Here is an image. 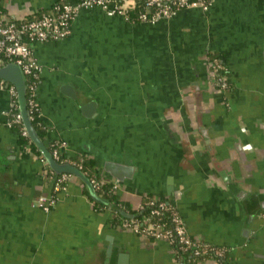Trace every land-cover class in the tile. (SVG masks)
Segmentation results:
<instances>
[{
	"label": "crops",
	"instance_id": "1",
	"mask_svg": "<svg viewBox=\"0 0 264 264\" xmlns=\"http://www.w3.org/2000/svg\"><path fill=\"white\" fill-rule=\"evenodd\" d=\"M55 0H0L19 18ZM227 65L218 91L208 52ZM43 143L70 157L130 167L115 192L136 207L147 194L174 203L190 234L224 258L179 259L170 244L111 225L77 177L54 205L46 161L9 124L0 87V264H264V0H212L155 22L81 7L70 34L35 41ZM249 144L245 148L243 145Z\"/></svg>",
	"mask_w": 264,
	"mask_h": 264
},
{
	"label": "built area",
	"instance_id": "2",
	"mask_svg": "<svg viewBox=\"0 0 264 264\" xmlns=\"http://www.w3.org/2000/svg\"><path fill=\"white\" fill-rule=\"evenodd\" d=\"M154 1L160 0H148L147 3L151 4ZM177 2L182 7L199 6L205 10L210 6L212 0H208L207 2H187L186 0H177ZM133 4L134 0H125L122 4V7H109L106 3V0H70L63 3L52 4L46 12H43L37 17L29 19H24V16L19 17L18 19H21L20 22L12 18H5L1 16L0 62H2V57H6L8 62H13L20 66L23 75L32 74L34 76H38L40 66L32 52V44L35 41H56L67 37L70 34L71 23L81 7H92L97 5L102 7L109 14H124L123 7ZM178 10L179 9H170L168 5H165L154 12V14L149 19L146 18V15L144 13H141L140 17L144 21L152 23L158 21L162 16L165 19L171 17ZM210 77L211 81L214 82V85L218 91L222 92L229 88V81H227V78L225 76L215 77L214 71L212 70L210 71ZM3 85L9 88L12 95V101L14 103L15 98L17 99V93L14 85L12 83L6 84L5 81L0 79V87H3ZM37 86L38 85L36 83H32L30 85V97L28 98L29 104L34 108H39L38 102L36 100ZM13 103L8 111L9 124L11 126L13 123L22 122L23 125L21 113L20 111L14 112V109L12 108ZM22 132L24 134H27L24 126ZM243 146L245 148L250 147L249 144H244ZM26 147L29 148L27 144ZM53 154L54 158L57 160L56 157H58V152L56 148L54 149ZM41 159L45 161L43 156L41 157ZM57 161L63 162V160ZM51 172L52 182L50 192L41 194L35 200V204L40 206L44 210H49L54 205L57 199V195L65 190L70 177L73 176L71 173L67 172L55 173L52 169ZM118 182L119 180L115 178L113 181L115 189ZM146 204L149 206L148 213L153 216L158 215L162 210L169 208L166 200L161 198L160 196L153 195V197L146 201ZM138 206L141 205L139 204ZM170 220L172 222V226L166 227L165 222L152 220L147 214L142 222H125L123 224V227L131 228L132 230L138 233L145 234L149 237H152L153 239L165 240L170 244V246H172L174 243L175 248L171 247L173 252L174 249H179L182 251H188L189 253H191V255H193V257L203 258L201 257V255L206 254L209 249L208 242L206 241L207 243H205V240L188 232L185 222L179 215L177 209L172 210ZM210 249L213 250V253L216 257H218V255H223L224 253V248L211 247Z\"/></svg>",
	"mask_w": 264,
	"mask_h": 264
},
{
	"label": "trees",
	"instance_id": "3",
	"mask_svg": "<svg viewBox=\"0 0 264 264\" xmlns=\"http://www.w3.org/2000/svg\"><path fill=\"white\" fill-rule=\"evenodd\" d=\"M66 1L70 0H55L52 4L54 3H63ZM80 1V0H77ZM125 0H106V3L108 4L109 7L116 6V7H122V4L124 3ZM148 0H134L133 5H127L126 7H123L124 10V17L132 22H141L144 21L141 17L140 14L144 13L146 15V18L149 19L154 12H156L160 7L168 5L170 9H182V8H187V7H182L180 4L177 2V0H160V1H154L151 4L147 3ZM187 2H194V1H208V0H186ZM0 7V11H2ZM49 8L44 9V10H38L33 13H29L24 16V19H29L33 17H37L43 12H46ZM18 22L21 21V19L18 18H12ZM165 19L163 16L159 19ZM207 58H208V71H214V76H225L228 79V68L226 63L215 53L208 52L207 53ZM2 62H0V65H5L8 63V60L6 57H2ZM24 82H25V98H26V109L28 116L31 120V123L37 132L39 138L41 140H44V134H45V128L42 127L41 121L39 119V108H34L31 107V105L28 102V98L30 97V85L32 83H36L37 85L40 82V76L38 73V76H34L32 74L26 75L24 74ZM14 112H19V107L17 103V99L15 98L13 107ZM11 126H16L18 129V139L19 143L23 146L28 145V147L31 150H34L37 154H39L42 157L41 150L37 147V145L29 138L27 134H24L22 132L23 125L21 123H13ZM49 152L51 153L52 157L54 158L53 151L56 148L58 152V157L57 160H63V161H68L76 165L81 169V171L89 178L95 192L105 199L107 203L100 202L95 200L89 193L87 186L83 183V181L77 177V179L82 183V188L83 192L87 195V197L91 200L93 203L94 207L97 210H108L110 211V217H109V222L111 225H120L123 226L125 222H131V223H140L143 221L145 216L148 214L149 217L152 220H158L160 222H165L166 227H171L172 222L170 220L172 210H176V206L174 205L173 202H171L168 198L166 197H161L166 200V202L169 205V208L162 210L160 214L158 215H151L148 213V205L146 204V201H148L151 197H153V194H147L144 196L143 200L140 202L141 206H136V207H129L126 206L122 203V201L117 197V194L115 192V187L114 183L112 180L106 179L104 176H102L100 173H98L96 166H95V161L92 157H88L86 155H81L78 157H70L63 153V151L60 150L59 145L56 142H52L50 144L45 145ZM44 174L50 179L52 182V172L49 166L46 164V171H44ZM73 177H76L73 175ZM53 193V192H52ZM54 194V193H53ZM152 238V237H151ZM207 243L206 241H204ZM172 248H175V244L171 246ZM208 251L206 254L201 255V257H205L207 255H214L213 250L210 249L212 248H224V253L223 255H218L219 259L224 258L226 253L228 252L225 247H221L218 245H212L208 243ZM174 254L176 255L177 258L181 259H197L200 257H193L191 253L188 251H182V250H176L174 249ZM215 256V255H214Z\"/></svg>",
	"mask_w": 264,
	"mask_h": 264
},
{
	"label": "water",
	"instance_id": "4",
	"mask_svg": "<svg viewBox=\"0 0 264 264\" xmlns=\"http://www.w3.org/2000/svg\"><path fill=\"white\" fill-rule=\"evenodd\" d=\"M0 79L5 81L6 84L12 83L14 85L17 93V103L21 113L23 126L26 129L29 138L41 150V154L45 159L47 165L55 173L67 172L80 178L83 183L87 186L90 195L95 200L107 203L105 199L100 197L95 192L89 178L81 171L79 167L68 161H57L55 158L52 157L51 153L49 152L43 141L39 138L27 113L24 75L20 66L13 62H8L5 65H0ZM103 166L108 173H110L113 177L117 179H123L124 175H127L130 170L129 166L119 162H115L112 159L105 161Z\"/></svg>",
	"mask_w": 264,
	"mask_h": 264
}]
</instances>
